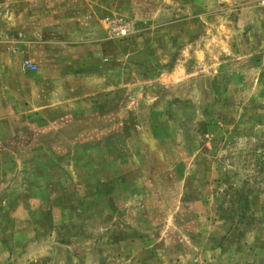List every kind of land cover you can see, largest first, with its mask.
Wrapping results in <instances>:
<instances>
[{
	"label": "rangeland",
	"instance_id": "1",
	"mask_svg": "<svg viewBox=\"0 0 264 264\" xmlns=\"http://www.w3.org/2000/svg\"><path fill=\"white\" fill-rule=\"evenodd\" d=\"M103 4L116 114L42 138L0 130V264H264L263 2ZM14 20L0 64L8 124L33 116L30 71L42 72L23 62L30 47H10ZM78 43L50 50L73 58L72 78L96 67L76 63L95 54Z\"/></svg>",
	"mask_w": 264,
	"mask_h": 264
},
{
	"label": "crops",
	"instance_id": "2",
	"mask_svg": "<svg viewBox=\"0 0 264 264\" xmlns=\"http://www.w3.org/2000/svg\"><path fill=\"white\" fill-rule=\"evenodd\" d=\"M105 1L107 0H14L15 9H13L12 0H0L2 26L0 28V64L8 53L9 43L12 42L8 34L9 31L11 33V28H7L10 25L7 18L11 16L15 17L16 29H19L21 33L15 36V44L10 47L15 49L30 47L32 58L23 59V62L42 66V72H37L38 66L36 70L30 71L31 77L38 83L32 86L29 103L25 102L24 107L28 110L27 113H33V116L27 117L23 123L17 121L8 124V122L0 121V130L31 128L38 130L34 134L36 137L42 138L44 130L71 129L73 126L88 127L89 121L102 119L100 117L103 116L102 114H109L113 121L117 110H114L112 103L113 98L118 94V87H114V83L118 82L119 78H116L117 75L114 77L112 66H106L102 62L108 60L104 59L103 50L109 43L107 26L103 21L104 11L101 8ZM56 42H65L63 46L70 51H77V47H81L80 50L88 47V45L73 46L72 42L92 44L91 52H95L94 56L77 55L79 62L76 63H79L81 69L96 65L95 70L83 77L77 73L78 76L72 78L73 76L68 75L66 66L75 63L73 58L68 57L66 53L58 57L51 54L50 50L55 47ZM41 49L47 50V53H41ZM19 53L16 52V54ZM55 64L63 67H56V71L53 72L52 66ZM76 79L81 83L90 81L93 86L90 90L80 84L76 87L71 84L72 80ZM5 80L6 78H3L2 82ZM50 81H56L57 87L47 90L44 86ZM4 91L0 88L1 94ZM106 96L111 99L108 102L110 104L104 106L103 100ZM4 106L8 108L7 105ZM5 107L1 106L0 112L5 111ZM112 121L111 126L103 124V127L113 129ZM16 135L24 136L23 132Z\"/></svg>",
	"mask_w": 264,
	"mask_h": 264
},
{
	"label": "built area",
	"instance_id": "3",
	"mask_svg": "<svg viewBox=\"0 0 264 264\" xmlns=\"http://www.w3.org/2000/svg\"><path fill=\"white\" fill-rule=\"evenodd\" d=\"M261 1L264 4V0H261ZM108 22H109V26H108L109 30L114 33V31L117 30V26H116L115 22L113 20H109V19H108ZM25 65L30 70L36 68V65H34V64L30 63V62H25Z\"/></svg>",
	"mask_w": 264,
	"mask_h": 264
}]
</instances>
